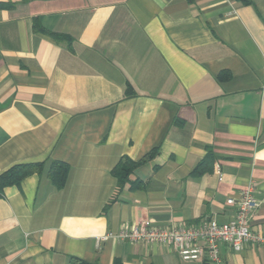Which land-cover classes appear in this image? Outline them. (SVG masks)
I'll return each mask as SVG.
<instances>
[{
    "label": "crops",
    "instance_id": "0c3cea01",
    "mask_svg": "<svg viewBox=\"0 0 264 264\" xmlns=\"http://www.w3.org/2000/svg\"><path fill=\"white\" fill-rule=\"evenodd\" d=\"M153 151L120 186L118 162ZM28 163L0 195V264H212L102 238L223 225L249 186L264 233V0H0V175ZM221 257L264 264V246Z\"/></svg>",
    "mask_w": 264,
    "mask_h": 264
},
{
    "label": "built area",
    "instance_id": "2783aa9c",
    "mask_svg": "<svg viewBox=\"0 0 264 264\" xmlns=\"http://www.w3.org/2000/svg\"><path fill=\"white\" fill-rule=\"evenodd\" d=\"M228 203L236 204L235 215L227 223L220 224L215 218H203L192 227L162 228L150 220L127 226L117 233H108L102 239L130 240L171 247L183 261L221 262V247L228 245L234 251H242L247 245L264 246V233L253 231L250 222L259 207L252 187L249 186L238 200L229 198Z\"/></svg>",
    "mask_w": 264,
    "mask_h": 264
},
{
    "label": "trees",
    "instance_id": "16d2710c",
    "mask_svg": "<svg viewBox=\"0 0 264 264\" xmlns=\"http://www.w3.org/2000/svg\"><path fill=\"white\" fill-rule=\"evenodd\" d=\"M54 37L60 39V35L53 34ZM155 155V151L150 152L140 161H133L129 158H122L118 164L113 169L112 173L117 178L118 183L124 185L128 180L131 172L134 168L138 167L142 163L152 159ZM42 170L41 163H28L19 164L11 167L9 170L5 171L0 175V195L4 188L11 185L20 183L27 176L40 172ZM69 172V166L62 162H54L49 170V177L57 188H62L67 180V175ZM70 264H89L78 258L72 257Z\"/></svg>",
    "mask_w": 264,
    "mask_h": 264
}]
</instances>
